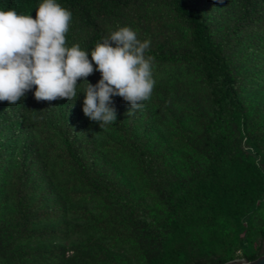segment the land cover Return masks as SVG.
<instances>
[{
  "label": "trees",
  "instance_id": "1",
  "mask_svg": "<svg viewBox=\"0 0 264 264\" xmlns=\"http://www.w3.org/2000/svg\"><path fill=\"white\" fill-rule=\"evenodd\" d=\"M41 2L0 10L35 18ZM56 2L72 13L69 47L90 54L122 26L150 39L156 84L130 115L113 96L102 129L82 112V80L74 101H37L35 86L0 101V264L264 254V0Z\"/></svg>",
  "mask_w": 264,
  "mask_h": 264
},
{
  "label": "clouds",
  "instance_id": "2",
  "mask_svg": "<svg viewBox=\"0 0 264 264\" xmlns=\"http://www.w3.org/2000/svg\"><path fill=\"white\" fill-rule=\"evenodd\" d=\"M71 20L72 13L56 0H42L35 18L0 10V101L16 104L33 86L37 101H74L82 80V112L101 129L116 122L113 96L130 105L129 115L142 109L156 84L155 57L148 54L151 40L142 41L136 31L122 26L89 54L79 44L67 46ZM94 70L100 73L95 85L86 80Z\"/></svg>",
  "mask_w": 264,
  "mask_h": 264
},
{
  "label": "water",
  "instance_id": "3",
  "mask_svg": "<svg viewBox=\"0 0 264 264\" xmlns=\"http://www.w3.org/2000/svg\"><path fill=\"white\" fill-rule=\"evenodd\" d=\"M222 264H264V254L251 261H245L243 259H233Z\"/></svg>",
  "mask_w": 264,
  "mask_h": 264
},
{
  "label": "rangeland",
  "instance_id": "4",
  "mask_svg": "<svg viewBox=\"0 0 264 264\" xmlns=\"http://www.w3.org/2000/svg\"><path fill=\"white\" fill-rule=\"evenodd\" d=\"M262 249H263V251H264V241L262 242Z\"/></svg>",
  "mask_w": 264,
  "mask_h": 264
}]
</instances>
